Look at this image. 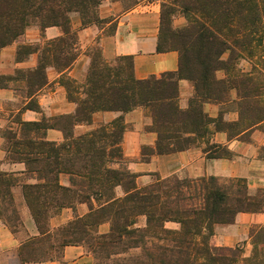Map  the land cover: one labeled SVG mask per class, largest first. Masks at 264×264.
I'll list each match as a JSON object with an SVG mask.
<instances>
[{"label": "trees", "instance_id": "obj_1", "mask_svg": "<svg viewBox=\"0 0 264 264\" xmlns=\"http://www.w3.org/2000/svg\"><path fill=\"white\" fill-rule=\"evenodd\" d=\"M104 1L0 0V49L34 25L42 35L50 26L63 30L43 43L20 45L17 60L38 52V63L19 69L15 76L0 75V86L16 80L17 90L29 98L21 110L40 111L37 94L48 84L47 69L52 67L62 73L59 82L76 103L72 114L44 116L40 121L17 117L16 127L0 132L6 159L26 165L18 175L0 172V218L15 234L25 230L13 193L20 185L39 229L38 236L22 242L9 264L61 260L67 245L85 246L96 264H264L260 252L245 259L240 245L211 243L215 225L235 222L241 211H262L263 191L252 194L244 178L217 176L158 177L139 187L122 147L124 114L137 107L149 109L152 124L147 129L157 133L154 147H142L143 161L200 146L204 140L209 158H231L226 146L210 143L219 131L227 132L229 139L251 141L252 133L264 127V0H158L157 50L178 52L177 72L139 79L133 56L107 60L98 40L87 50L91 62L79 81L68 74L81 53L72 14H79L83 27L109 24L106 34L112 35L117 20L101 16ZM111 1L129 10L143 0ZM178 17L186 23L176 25ZM241 60L249 61L248 70L240 66ZM182 79L194 84L187 108L179 104ZM207 102L221 105L217 117L206 112ZM232 110L238 119L226 120L225 112ZM107 111L122 114L75 133L76 125H93L95 114ZM49 128L61 130L64 140H48ZM62 175L69 176L70 185L62 184ZM27 178L36 181L28 183ZM119 186L123 195L116 192ZM79 203L88 205L86 214L51 228L53 216L66 207L76 209ZM142 216L145 226L138 225ZM167 221L180 223V229L167 228ZM105 224L109 230L102 232Z\"/></svg>", "mask_w": 264, "mask_h": 264}, {"label": "crops", "instance_id": "obj_2", "mask_svg": "<svg viewBox=\"0 0 264 264\" xmlns=\"http://www.w3.org/2000/svg\"><path fill=\"white\" fill-rule=\"evenodd\" d=\"M101 16L106 18L116 17L117 29L114 34L107 35L109 26L100 27L92 25L83 27L79 14L73 13V28L80 38L81 53L68 74L82 81L89 68L91 58L87 50L93 45H100L103 55L107 60H114L119 56L131 55L134 58L135 75L139 79L151 75L161 76L166 73H176L179 67V54L177 51L158 52V34L160 24V3L158 1H141L135 8L124 10L119 1L106 0L100 8ZM106 10V14L103 11ZM63 34L59 26L47 27L44 35L39 26L34 25L27 29L17 41L0 49V75L15 76L19 69L34 68L38 63L39 53L34 52L27 58L17 60V51L20 45H36L45 40L57 38ZM48 84L37 94L41 110H21L29 98L22 96L17 90L18 82L9 81L8 86H0V132L7 127L14 126L16 118L24 121H40L63 114H72L76 110V103L70 101L67 91L59 82L62 73L54 68L47 69ZM221 76V75H220ZM179 104L182 108L189 106L194 96L193 82L182 79L179 82ZM235 96V93L233 94ZM206 112L213 118L221 111V105L207 102ZM122 113L117 111L98 112L94 116V124H78L75 133L82 134L93 128L99 122H109ZM226 120L238 119V112L232 110L225 112ZM127 125L122 147L126 166L137 176L139 187L152 183L158 177L166 178L177 175L181 178H199L203 176H217L220 178H244L247 181L250 192H264V135L255 130L251 135V141L229 139L227 132L219 131L212 134L210 143L226 146L231 152V158H209L204 147V140L200 146L181 152L152 155L149 161L142 160V147L147 145L154 147L157 133L147 129L152 124L149 109L137 107L124 114ZM214 129L212 125L210 127ZM47 139L56 142L64 140V134L56 128H49ZM0 172L15 173L16 175L26 170L23 162H9L6 159L4 138L0 134ZM28 183H33L34 178H27ZM64 185H70L68 175L61 176ZM118 195H123L121 186L117 187ZM16 203L19 207L25 230L19 234L13 231L0 218V264H9L10 257L28 237L39 235V229L25 202L22 186L13 189ZM89 207L86 203H79L76 209L66 207L50 219V226L56 229L73 220L76 215H84ZM139 226L146 225V217L142 216ZM165 226L169 229H180L181 224L175 221H167ZM109 230V225L101 227L102 232ZM211 243L216 246L235 247L240 245L243 249V257L250 259L255 252L264 255V209L260 212L241 211L236 215L235 222L230 224H217ZM25 264H96L95 258L83 245H67L63 251L61 260H47L41 262H28ZM245 264V263H240Z\"/></svg>", "mask_w": 264, "mask_h": 264}, {"label": "rangeland", "instance_id": "obj_3", "mask_svg": "<svg viewBox=\"0 0 264 264\" xmlns=\"http://www.w3.org/2000/svg\"><path fill=\"white\" fill-rule=\"evenodd\" d=\"M146 1H158V0H146ZM159 2V1H158ZM106 14V10H104L103 11V14L102 15H105ZM72 22H73V19H72ZM186 23V21H185V19L183 18V17H178L177 19H176V25H178V26H182V25H184ZM94 46V45H93ZM92 46V47H93ZM91 48V47H90ZM240 66L242 67V68H244V69H246V70H248L249 68H250V63H249V61H247V60H241L240 61ZM219 75H221L222 76V73H220ZM257 130H259L258 132L260 133V135H264V127H262V128H260V129H257ZM262 149H264V147L262 148Z\"/></svg>", "mask_w": 264, "mask_h": 264}]
</instances>
